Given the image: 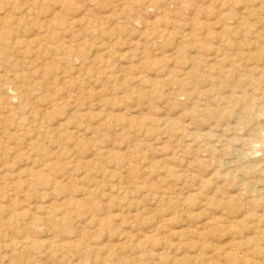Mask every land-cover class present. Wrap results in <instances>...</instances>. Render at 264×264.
I'll use <instances>...</instances> for the list:
<instances>
[{
    "label": "rangeland",
    "instance_id": "rangeland-1",
    "mask_svg": "<svg viewBox=\"0 0 264 264\" xmlns=\"http://www.w3.org/2000/svg\"><path fill=\"white\" fill-rule=\"evenodd\" d=\"M263 51L264 0H0V264H264Z\"/></svg>",
    "mask_w": 264,
    "mask_h": 264
},
{
    "label": "bare ground",
    "instance_id": "bare-ground-1",
    "mask_svg": "<svg viewBox=\"0 0 264 264\" xmlns=\"http://www.w3.org/2000/svg\"><path fill=\"white\" fill-rule=\"evenodd\" d=\"M171 5H172V4H171ZM26 10H27V9H26ZM49 30H50V29H49ZM185 39H186V38H185ZM263 52H264V51H263ZM261 56H262V55H261ZM246 77H247V76H246ZM248 77H249V76H248ZM260 77H261V76H260ZM245 79H246V78H245ZM248 79H250V78H248ZM248 79H247L248 83L251 82V81H249ZM251 79H252V78H251ZM255 79H256V78H255ZM252 81H253V80H252ZM254 82H255V81H254ZM263 92H264V91H263ZM244 96H245V95H244ZM244 96H243V97H244ZM243 97H242V98H243ZM245 97H248V96H245ZM245 97H244V98H245ZM243 100H245V99H243ZM248 100H249V98L247 99V101H248ZM251 100H252V99H251ZM252 101H253V100H252ZM254 101H256V100H254ZM247 103H248V102H247ZM249 104H250V103H249ZM17 122H18V121H17ZM17 128H18V127H17ZM17 131H18V130H17ZM57 134H58V133H57ZM65 150H66V149H65ZM61 151H62V150H61ZM66 153H67V151H66ZM178 205H179V203H178ZM185 205H186V204H185ZM191 231H192V230H191ZM252 235H253V234H252ZM249 240H251V239H249ZM248 243H249V242H248ZM22 244H23V243H22ZM143 245H144V244H143ZM22 246H23V245H22ZM25 246H26V245H25ZM25 246H24V247H25ZM139 246H140V245H139ZM141 246H142V245H141ZM21 248H22V247H21ZM146 248H147V247H146ZM22 249H23V248H22ZM26 250H27V249H26ZM230 254H231V253H230ZM119 258H120V257H119ZM226 258H227V257H226ZM123 259H124V258H123ZM120 260H121V259H120ZM121 261H122V260H121ZM123 262H124V260H123ZM244 264H245V263H244Z\"/></svg>",
    "mask_w": 264,
    "mask_h": 264
}]
</instances>
